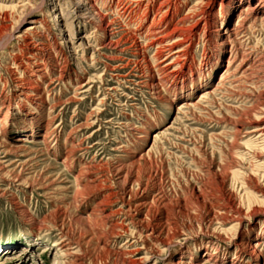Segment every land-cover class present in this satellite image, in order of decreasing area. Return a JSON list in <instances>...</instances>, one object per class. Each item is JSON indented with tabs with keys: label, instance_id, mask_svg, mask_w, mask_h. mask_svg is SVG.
I'll return each instance as SVG.
<instances>
[{
	"label": "rangeland",
	"instance_id": "rangeland-1",
	"mask_svg": "<svg viewBox=\"0 0 264 264\" xmlns=\"http://www.w3.org/2000/svg\"><path fill=\"white\" fill-rule=\"evenodd\" d=\"M83 1L80 12L81 0H10L20 12L0 11L12 24L0 28L12 35L0 38V264H55L63 237L53 224L62 221L87 264H257L252 248L241 249L264 241V24L247 14L238 42L226 43L242 15L230 0H172L174 12H156L155 0L148 13L134 0ZM163 16L169 26L149 28ZM175 24L192 31L187 55L163 70L166 52L151 41ZM33 127L24 151L5 152L2 143ZM90 165L105 187H89L96 172L80 175ZM130 186L150 204L129 226L126 202L111 196L105 243L81 219L102 195ZM152 224L160 233L146 236Z\"/></svg>",
	"mask_w": 264,
	"mask_h": 264
},
{
	"label": "bare ground",
	"instance_id": "bare-ground-1",
	"mask_svg": "<svg viewBox=\"0 0 264 264\" xmlns=\"http://www.w3.org/2000/svg\"><path fill=\"white\" fill-rule=\"evenodd\" d=\"M18 1H20V0H18ZM82 1L83 0H81V3L79 2V4L77 3V7H76V9H78V11L80 12L81 10H84V7H85V5H84V3H82ZM126 1V0H125ZM129 1V0H128ZM175 1H177V0H175ZM202 1H204V0H198V2H197V4H199V3H202ZM209 1H214V0H206V4H208L209 3ZM250 0H230L229 1V3H230V7H232V9L231 10H234V8H236V6H238V5H240L239 7H240V14L242 13V15H240V21H239V23L235 26V28H233V29H231L230 28V30L227 32V33H223V38H224V41L226 42V43H228L230 40L228 39V38H230V39H232V40H236V38H239V35H240V32H239V30H238V26L240 25L241 26V24L244 22V20L246 21V15L247 14H251V15H253V19H254V21L251 23V24H253L254 25V23H256L258 20L260 21V23H262V24H264V0H257L253 5H249V2ZM10 0L8 1V0H0V11L1 12H6V13H8V12H10V13H17V12H20V10H19V6L20 5H16V4H14V5H11L10 3ZM22 2V1H21ZM24 2V1H23ZM84 2V1H83ZM134 2L137 4V6L138 7H140V8H145L146 9V11L144 12V13H148L151 9H152V7H153V5H154V3H155V0H134ZM133 2V3H134ZM27 4H29V1H27V3H26V5ZM172 4V0H161L160 1V5H158L159 7V9L157 8V11L156 12H158L159 10H160V8H162L161 6H164L165 8L166 7H171V9H173L172 11L174 12V11H176V9H175V7L173 6V5H171ZM22 6H25V3H23V4H21ZM123 5V4H122ZM126 5V4H125ZM134 5V4H133ZM222 5H223V3H221L220 2V9L218 10V13H221L222 11H223V7H222ZM88 6V5H87ZM131 7V6H130ZM129 6H123V11L125 12V11H131V12H134V10L132 9V10H129V8H130ZM163 7V8H164ZM167 8V9H168ZM91 9V8H90ZM89 9V10H90ZM193 10V9H192ZM204 10V9H203ZM203 10H201V13H202V11ZM56 12H57V10H56ZM137 12V11H136ZM172 12V13H173ZM164 13V12H163ZM161 14V15H165V14ZM170 14V13H169ZM229 14H230V12H229ZM6 15V14H5ZM14 15V14H13ZM88 15V14H87ZM120 15V14H119ZM203 15V14H202ZM1 16V15H0ZM12 16V15H11ZM86 16V15H85ZM129 16V15H128ZM200 16V15H199ZM5 17V16H4ZM7 17V16H6ZM120 17H122V16H120ZM94 18V17H93ZM129 18V17H128ZM165 16H163L161 19H158L157 20V22H154V23H152V25H150L149 26V28L151 29V28H153V30H155V29H157V27H160V28H162L163 26H165L166 27V25H170L171 24V22H170V19L169 20H165ZM167 18H170V17H167ZM130 19V18H129ZM133 19V18H132ZM102 20V19H101ZM180 20V19H179ZM182 20H183V18H181V20L179 21V23H177V24H180V25H183V23H182ZM190 20V19H189ZM32 23L31 24H28L26 27H25V31H24V33L25 32H28V31H34L35 30V28L37 27L36 26V24L37 23H39V21L37 20V19H33L32 21H31ZM49 22H51V23H53L54 22V20L51 18V20L49 21ZM8 23V22H7ZM6 23V19L5 18H3L2 20H0V28H2V29H8V28H10V27H12V24L10 23V24H7ZM167 23H170V24H167ZM190 23V22H189ZM40 25V24H39ZM180 25H179V28H177L176 27V24L172 27V29H171V31H169V33H167L166 35H164V36H161V37H157L158 39H156V40H154V41H151V44L152 45H155V44H157V45H159V46H161L160 48H158V49H156L157 50V54L158 55H160V53H162L163 51H165L166 53H165V57H164V59H163V63H164V67H163V70H169L171 67H174L175 66V61L174 60H176V59H179V58H181L182 56H184V55H187V53H186V49L187 48H185L184 47V43L182 44V42H184V38H185V34H190L191 32L189 31L190 29V27L192 28L193 27V29L194 28H196V24H192V25H190V26H188V31L185 29V28H187V27H180ZM240 26H239V28H240ZM246 26V25H245ZM248 26V25H247ZM257 26H259L258 24H257ZM174 27L175 28H177V33L176 32H174L173 30H174ZM244 27V26H243ZM261 27H263V26H261ZM148 28V29H149ZM246 28V27H245ZM251 28V27H250ZM255 28H257L256 26H255ZM253 29V28H252ZM263 29V28H262ZM152 30V31H153ZM246 30V29H245ZM248 30V29H247ZM44 31V30H43ZM221 31V30H220ZM263 31H264V29H263ZM37 32V31H36ZM151 32V31H150ZM242 32V31H241ZM35 33V32H34ZM126 33V32H125ZM149 33V32H148ZM141 34V33H140ZM249 34V33H248ZM27 34H23L22 33V37L24 38V37H27L26 36ZM39 35V34H38ZM156 35V34H155ZM159 35V34H158ZM250 35H251V33H250ZM250 35H249V37H250ZM20 36V35H19ZM33 36V35H32ZM244 36V35H243ZM247 36V35H246ZM262 36V35H261ZM260 36V37H261ZM12 37V35H10V34H3L0 38H1V42L3 43V42H5V41H7L8 39H10ZM28 37H30V36H28ZM130 37V36H129ZM149 37V36H148ZM155 37V36H154ZM241 37V36H240ZM34 38V37H33ZM243 38V37H242ZM152 39V38H151ZM173 39V40H172ZM186 39V38H185ZM241 39V38H240ZM246 39H247V37H246ZM146 40V39H145ZM172 40V42H170ZM229 40V41H228ZM244 40H245V38H244ZM46 41V40H45ZM237 41V40H236ZM241 41V40H240ZM28 42V41H27ZM31 41H29V43H30ZM33 42V41H32ZM34 42H36V41H34ZM238 42V41H237ZM256 42V41H255ZM255 42H253V43H255ZM39 43V42H38ZM41 43H42V41H41ZM164 43H166V45H164ZM188 43H189V41H188ZM247 43V42H246ZM26 44V43H25ZM40 44V43H39ZM43 44H45V43H43ZM235 44V43H234ZM237 44V43H236ZM245 44V43H244ZM36 45V44H35ZM38 45V44H37ZM144 45V44H143ZM142 45V46H143ZM230 45V44H229ZM242 45V44H241ZM150 46V45H149ZM248 46V45H247ZM42 47V46H41ZM46 47V46H45ZM44 47V48H45ZM156 48V47H155ZM251 48V47H250ZM240 49V48H239ZM139 50V49H138ZM251 50V49H250ZM249 50V51H250ZM32 51H34V50H32ZM143 51V50H142ZM246 52V51H245ZM244 52V53H245ZM260 52V51H259ZM231 53H232V50H231ZM242 53V52H241ZM240 53V54H241ZM262 53V52H261ZM246 54V53H245ZM155 55V54H154ZM232 55V54H231ZM263 55V54H262ZM261 55V56H262ZM235 56V55H234ZM242 56V55H241ZM244 56V55H243ZM242 56V57H243ZM255 56V55H254ZM233 57V56H232ZM260 57V56H259ZM240 58V57H239ZM155 59H157V58H155ZM235 59V58H234ZM244 59V58H243ZM257 59V58H256ZM161 60V59H160ZM250 60V59H249ZM241 62H242V60H241ZM252 62H254V61H252ZM234 64V63H233ZM237 64V63H236ZM243 64V63H242ZM260 64H262V63H260ZM124 65V64H123ZM231 65V64H230ZM249 65V64H248ZM251 65V64H250ZM227 66V65H226ZM232 66V65H231ZM160 67V66H159ZM228 67V66H227ZM241 67V66H240ZM249 67V66H248ZM251 67V66H250ZM235 68V67H234ZM233 68V69H234ZM239 68V67H238ZM245 69H246V67H244ZM253 68V67H252ZM258 68V67H257ZM226 69V68H225ZM224 69V71H223V74H222V76L219 78V79H221V81H223L225 78H226V73L228 72V70H229V68L228 69H226L225 70ZM254 70H256V69H254ZM254 70H253V72H254ZM235 71V70H234ZM246 71V70H245ZM245 71H243V72H245ZM256 71H258V69L256 70ZM247 72V71H246ZM245 72V73H246ZM251 72V71H250ZM245 73H243V74H245ZM257 74V73H256ZM252 75V74H251ZM250 75V76H251ZM33 76V75H32ZM249 76V75H248ZM261 76V75H260ZM240 77V76H239ZM253 77V76H252ZM264 77V76H263ZM147 78V77H146ZM230 78V77H229ZM238 78V77H237ZM256 78V77H255ZM148 79V78H147ZM233 79V78H232ZM59 80V79H58ZM142 80H144V79H142ZM152 81V80H151ZM227 81V80H226ZM132 82V81H131ZM142 82V81H141ZM158 82V81H157ZM218 82V81H217ZM238 82V81H237ZM148 83V82H147ZM47 84V83H46ZM235 84V83H234ZM245 84V83H244ZM262 84H264V83H262ZM152 85H153V83H152ZM224 85V84H223ZM238 85V84H237ZM218 86V85H217ZM227 86V85H226ZM37 87V89H38V86H36ZM33 89L35 88L34 86L32 87ZM209 88V87H208ZM231 88V87H230ZM235 88V87H234ZM233 88V89H234ZM264 89V88H263ZM30 87L28 88V87H26V88H23V91H24V93L26 94V96L28 97V99L30 98ZM212 90V89H211ZM235 90V89H234ZM208 91V90H207ZM204 92V91H203ZM239 92V91H238ZM211 93V92H210ZM233 93V92H232ZM259 93V92H258ZM261 93V92H260ZM245 96V95H244ZM54 105V104H53ZM179 109V108H178ZM262 109V108H261ZM264 111V110H263ZM260 112H262V111H260ZM262 114V113H261ZM57 116V115H56ZM262 116H264V115H262ZM262 116H260V117H262ZM258 117V116H257ZM263 118V117H262ZM261 118V119H262ZM55 119V118H54ZM256 119H258V118H256ZM260 119V118H259ZM3 119H1V121H2ZM260 124V123H259ZM262 125V124H261ZM258 126V125H257ZM256 126V127H257ZM260 126V125H259ZM34 127L31 129V132H27L26 133V136H23V137H20L18 140H19V142H17L16 144H14V145H10V144H3L2 143V145L5 147V152L6 153H12V152H19V151H21V150H23L24 151V148H25V142L26 141H28V140H30L29 138L30 137H32L33 135H34ZM250 130H252V129H250ZM262 128L260 129H257L256 128V131H260V133L262 132ZM255 131V132H256ZM47 133L45 134V135H43L44 136V139H46L47 138ZM261 135V134H260ZM259 135V136H260ZM262 136V135H261ZM29 142V141H28ZM255 144V143H254ZM258 144V143H257ZM73 148V147H72ZM74 149V148H73ZM72 149V150H73ZM76 149V148H75ZM71 151V150H70ZM262 164V163H261ZM97 166V165H96ZM92 166V165H90V166H88L87 168L85 167V168H83L84 170H80V172H78V173H80V175H90L91 173H94V172H96L98 175H99V170L97 171L96 169L97 168H99V166ZM101 168V167H100ZM99 168V169H100ZM8 174V173H7ZM120 174V173H119ZM121 175V174H120ZM120 175H118L119 176V178L121 177ZM89 181H88V183L90 184L89 185V187H93V188H103V187H105V186H103V184H102V182H104L105 180L104 179H102L101 178V176L99 175L98 177H96V178H93V179H88ZM98 181V182H97ZM94 184V185H93ZM84 190H87L88 189V186L87 185H85L84 187ZM119 191L120 190H118V191H111V192H108L106 195L104 194V196L102 195V198L101 199H99L97 202H96V204L94 203V205L91 207V210H90V212H89V214H87L86 216H84V218L83 219H81V221L88 227V228H90V229H92V230H95V232L94 233H97L98 235V237L99 238H103L104 239V241L103 242H105L106 243V241H107V239L108 238H110L111 236H113L111 233V235L110 234H108V233H106V231L105 232H103V230H102V227L105 225V224H107L108 223V220H110L109 218L111 217V215L113 214V212L114 211H109L108 209H106V207L105 206H107L111 201H110V198H111V196H117L118 198H120V200H122L123 202H126L125 204H126V208L124 209V208H122V209H120V210H122V213H124L128 218H131L130 219V221H128V224H129V226H132L133 224H134V220H136V219H138L137 217L139 216V210L141 209V207H143V204L144 203H147V204H150V202H146V201H142V196L143 195H139V196H137L134 192L136 191V189H134V187L133 186H130L129 188H122V191L119 193ZM53 193H55V191L53 192ZM87 195V194H86ZM154 196H156V195H154ZM154 196H152V198H151V202L153 201V199H154ZM147 197L146 196H144L143 197V199H146ZM146 215V214H145ZM229 217H231V218H237L235 215H234V212H230L229 213ZM141 218H139V220H140ZM143 219V218H142ZM141 219V220H142ZM239 222H241V221H239ZM114 223V222H113ZM116 223V222H115ZM155 223V222H154ZM153 223V224H154ZM100 224H103V226H101L100 227ZM150 225L151 226V230H150V232L146 235V236H149V237H151V236H153L154 234H157L158 232L160 233V231H159V229L156 227V225ZM157 224V223H156ZM53 225H55V226H57V227H59L60 228V232H61V234H62V237H63V239H61V241H60V243L59 244H57V247H59V251H61V254H60V257L57 259L58 261L55 263V264H87L86 262H84L82 259H81V257L80 256H78V254H77V250H75V251H73L74 249L71 247V240H72V231H71V229L69 228V227H67L66 225H65V222L64 221H62L61 222V224H53ZM107 226V225H106ZM106 226H104V227H106ZM109 226V225H108ZM111 226V225H110ZM119 226H120V224H119ZM127 226V225H126ZM128 226V227H129ZM100 228V229H99ZM112 228V227H111ZM111 228L109 229V230H111ZM112 229H114L115 230V228H112ZM124 229V228H123ZM80 232V231H79ZM131 232V235L132 236H134V238H137V237H139V238H141V236H140V234H136V232H134V231H130ZM113 233V232H112ZM161 233H162V231H161ZM261 233L264 235V229H262V231H261ZM75 234V233H74ZM81 236H82V234H81ZM83 236H84V234H83ZM91 236V235H90ZM155 236H157V235H155ZM97 237V238H98ZM84 238V237H83ZM73 239H74V237H73ZM90 239V238H89ZM78 240V239H77ZM263 240V238H259V240H257L251 247H245V248H243V249H241V250H243V251H245V252H247V253H249V251H250V249L252 248V251H253V255L251 254V253H249V255L250 256H254L253 257V259L254 260H256L257 261V264H260L258 261H259V257H258V255L257 256H255V254H264V241H262ZM87 241H89V240H87ZM83 242V241H82ZM86 242V241H85ZM239 242H241V241H239ZM87 243V242H86ZM123 243V242H122ZM124 243H126V241L124 242ZM242 244H244V243H238V246L240 247H242ZM123 245V244H122ZM77 246H78V248L81 246L80 245V241H78L77 242ZM125 248V247H124ZM0 249L2 250V252L3 251H5L6 249H3L1 246H0ZM136 249V248H135ZM207 250V249H206ZM216 251V250H215ZM127 252H129V251H127ZM184 253V252H183ZM217 253V251L214 253V254H216ZM184 255V254H183ZM221 255V254H220ZM219 255V256H220ZM69 256H72V258L73 259H71V260H69L67 257H69ZM182 256V255H181ZM261 257V256H260ZM149 257L147 256L145 259H148ZM216 258V261H222L223 259H224V257H219V258H217V257H215ZM262 258V257H261ZM209 259V258H208ZM212 259V258H211ZM91 262V261H90ZM101 264H103L102 262H100ZM99 263V264H100ZM90 264V263H89ZM96 264V263H95ZM171 264H184V262H182V261H180L179 259L178 260H176V261H174V263H171ZM185 264H190V263H185Z\"/></svg>",
	"mask_w": 264,
	"mask_h": 264
}]
</instances>
